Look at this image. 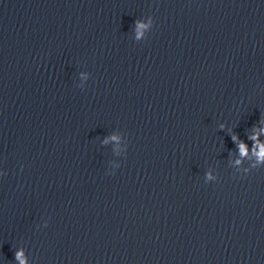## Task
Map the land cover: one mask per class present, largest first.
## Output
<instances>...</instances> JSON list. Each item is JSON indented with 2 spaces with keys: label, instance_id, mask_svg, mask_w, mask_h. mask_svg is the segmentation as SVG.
I'll return each instance as SVG.
<instances>
[{
  "label": "clouds",
  "instance_id": "9594fccd",
  "mask_svg": "<svg viewBox=\"0 0 264 264\" xmlns=\"http://www.w3.org/2000/svg\"><path fill=\"white\" fill-rule=\"evenodd\" d=\"M150 24H151V26H153V19L150 20ZM134 25L136 26L137 39L139 40L140 37L143 35V32L141 30L148 27V25L141 23L139 21V19L135 20ZM259 123H264V120H260ZM219 128L221 130H223L225 128V125L220 124ZM252 128L255 129L256 124L253 125ZM261 130L264 131V128H262ZM258 135H259L258 133L254 132L252 135H248L247 139L253 141V154L256 156L257 164H264V144L260 143V141L258 139ZM230 136H231V139H232L233 143L235 144V146L239 152V155L241 157L247 156L248 155L247 144L243 140H240L239 143H236V141L239 138H238V135H236L234 133H232ZM236 163L239 164L240 160L238 159L236 161ZM256 166L257 165L254 164L252 167L255 168ZM250 171H251L250 169H245L244 174H247ZM205 177H206L205 183H208L209 180H213V179L217 180V178L212 177L210 173H205ZM14 256H15V261H21V264H24V261L21 260L22 252L20 250H16Z\"/></svg>",
  "mask_w": 264,
  "mask_h": 264
}]
</instances>
